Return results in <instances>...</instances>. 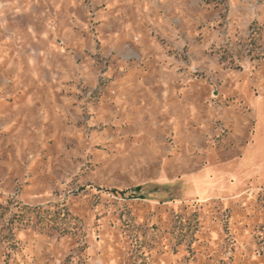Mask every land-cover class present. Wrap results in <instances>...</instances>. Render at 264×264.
Wrapping results in <instances>:
<instances>
[{"label": "rangeland", "instance_id": "374dc122", "mask_svg": "<svg viewBox=\"0 0 264 264\" xmlns=\"http://www.w3.org/2000/svg\"><path fill=\"white\" fill-rule=\"evenodd\" d=\"M0 264H264V0H0Z\"/></svg>", "mask_w": 264, "mask_h": 264}, {"label": "trees", "instance_id": "16d2710c", "mask_svg": "<svg viewBox=\"0 0 264 264\" xmlns=\"http://www.w3.org/2000/svg\"><path fill=\"white\" fill-rule=\"evenodd\" d=\"M136 190H139V187L138 188L128 189V190H126V192H129V196L130 197H135L136 194H134V191H136Z\"/></svg>", "mask_w": 264, "mask_h": 264}]
</instances>
